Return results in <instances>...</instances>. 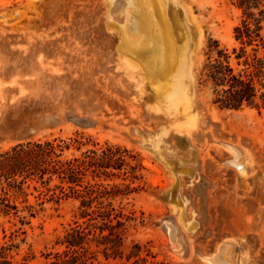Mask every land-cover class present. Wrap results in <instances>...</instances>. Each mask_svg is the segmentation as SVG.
<instances>
[{"label":"rangeland","instance_id":"374dc122","mask_svg":"<svg viewBox=\"0 0 264 264\" xmlns=\"http://www.w3.org/2000/svg\"><path fill=\"white\" fill-rule=\"evenodd\" d=\"M150 1L173 47L154 81L121 49L107 0H0V153L54 138L81 137L66 159L124 148L142 178L111 169L95 181L135 189L113 202L132 213L125 253L139 243L164 264H264V111L221 109L198 80L209 41L233 46L240 12L233 0ZM26 192L17 213L0 212V248L11 247L12 264H49L69 225L84 221L79 203L40 205Z\"/></svg>","mask_w":264,"mask_h":264},{"label":"trees","instance_id":"16d2710c","mask_svg":"<svg viewBox=\"0 0 264 264\" xmlns=\"http://www.w3.org/2000/svg\"><path fill=\"white\" fill-rule=\"evenodd\" d=\"M240 12L233 28V46H221L209 41L206 60L199 75V85L208 88L211 101L221 109L238 111L244 107L264 111V0H233ZM82 146L81 137L69 142L54 138L43 142L17 144L0 153V212L17 213L15 201L27 202L30 187L37 192L40 205L58 204L61 200L78 201L79 218L69 225L62 239L56 243L61 252H50L49 264H104L97 260L100 252L105 261L124 260L125 264H164L157 261L142 244L133 243L124 252L126 223L131 214L113 202L134 192L130 184L103 185L95 181L100 176H116L115 170L132 181L140 180L143 167L135 155L119 147L86 150L80 157L66 159L62 153L70 146ZM127 168V169H126ZM91 177L92 182L86 180ZM57 184L50 187V183ZM41 189V190H40ZM32 211L34 207L27 205ZM33 215V214H31ZM97 251H91V246ZM0 248V264H12L6 251Z\"/></svg>","mask_w":264,"mask_h":264},{"label":"bare ground","instance_id":"6f19581e","mask_svg":"<svg viewBox=\"0 0 264 264\" xmlns=\"http://www.w3.org/2000/svg\"><path fill=\"white\" fill-rule=\"evenodd\" d=\"M153 3L150 0H107L108 21L113 24V27L116 25L119 29L121 49L142 64L144 69L142 70L145 71L144 75L149 81H154L155 74L160 73L163 64L167 60L169 61V58L166 57V50L173 51L171 42L169 43L168 39V43H165L164 32L162 33V28L167 27L165 15L161 12L162 8L160 7L161 13L159 15L161 19L159 22L156 18ZM127 59L129 60V58ZM135 63L137 64L136 61ZM219 251L221 250L219 249Z\"/></svg>","mask_w":264,"mask_h":264},{"label":"water","instance_id":"95a60500","mask_svg":"<svg viewBox=\"0 0 264 264\" xmlns=\"http://www.w3.org/2000/svg\"><path fill=\"white\" fill-rule=\"evenodd\" d=\"M188 173H189V171H188Z\"/></svg>","mask_w":264,"mask_h":264}]
</instances>
